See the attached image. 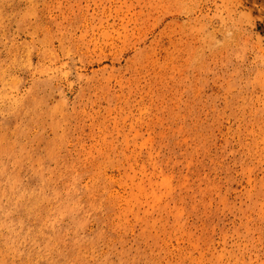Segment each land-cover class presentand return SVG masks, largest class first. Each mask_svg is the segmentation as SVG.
Wrapping results in <instances>:
<instances>
[{"label": "rangeland", "instance_id": "1", "mask_svg": "<svg viewBox=\"0 0 264 264\" xmlns=\"http://www.w3.org/2000/svg\"><path fill=\"white\" fill-rule=\"evenodd\" d=\"M0 264H264V0H0Z\"/></svg>", "mask_w": 264, "mask_h": 264}]
</instances>
